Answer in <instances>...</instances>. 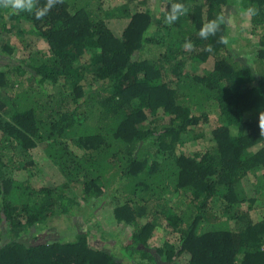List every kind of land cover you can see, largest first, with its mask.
Listing matches in <instances>:
<instances>
[{
    "label": "trees",
    "instance_id": "trees-1",
    "mask_svg": "<svg viewBox=\"0 0 264 264\" xmlns=\"http://www.w3.org/2000/svg\"><path fill=\"white\" fill-rule=\"evenodd\" d=\"M135 1L125 0L128 22L119 33L103 0H63L43 20L0 8V54L29 52L0 69V264H264V214L252 221L255 200L236 189L256 170L263 180L255 186H264V34L251 64L231 39L217 42L221 33L198 36L233 0H178L189 13L172 25L129 11ZM171 2L177 0H168L161 16ZM243 5L259 9L250 23L262 26L264 0ZM18 21L34 37L24 41ZM221 32L229 33L227 24ZM37 40L44 50H31ZM149 46L157 49L151 56ZM208 61L195 71V63ZM87 75L95 86L83 82ZM49 84L61 90L50 93ZM214 102L224 122L209 128L207 150L177 153L187 140L205 139L207 123L194 110ZM37 149L59 167L62 183L36 189L16 176L33 165ZM73 185L89 207L111 199L120 231L130 229L125 244L105 249L89 230L22 241L48 217L82 211ZM148 209L153 220L142 222ZM158 219L179 235L177 246L151 244Z\"/></svg>",
    "mask_w": 264,
    "mask_h": 264
},
{
    "label": "rangeland",
    "instance_id": "rangeland-1",
    "mask_svg": "<svg viewBox=\"0 0 264 264\" xmlns=\"http://www.w3.org/2000/svg\"><path fill=\"white\" fill-rule=\"evenodd\" d=\"M167 1L168 0H136L134 3L129 4L128 10L134 11L143 9L152 14L153 22H156L159 18L165 22V17L161 16V10L165 9L164 4H166ZM125 4V0H103L104 10L110 13L108 23L117 33H119L128 22V18L125 17L127 15L125 12L126 9H124ZM222 11L227 17V28L228 32L231 34V46L234 48L233 50L239 52L240 57L245 61L253 64L256 57L255 49L258 44L257 40L264 34V24L256 28L252 27L250 16L240 8L224 6ZM16 27H22L27 30L21 37L24 41H28L34 37L31 28L25 25L23 21H18ZM18 44H21V41ZM35 45L36 47L32 48V51H35L34 49L36 48L38 50H44L46 48V45L41 40H37ZM18 51L19 52L14 53V57L12 55L10 58H8L9 54H6L5 51L0 54V69L4 70V65L9 64L14 66L18 64L20 60H23L29 54L27 50ZM154 51H157L156 47L149 46L148 52L145 53L151 56ZM195 65L197 67L195 71L198 72L202 67L209 66L210 61L205 64L195 63ZM90 81L93 83L88 75L85 80H83L85 84H89ZM46 90L50 93H55L61 90V87L59 85L49 84L46 86ZM194 114L199 115L202 120L205 118L203 121L207 123L205 128V139L187 140L185 143L177 146V153H184L186 155L202 154L209 146V143L206 142L210 138L209 128L216 127L224 122L218 114V108L215 102L204 108L195 109ZM255 150L256 147H253L249 149V152L253 153ZM261 173L262 171L256 170L252 175H248L236 183V189L241 197H252L255 200L252 204V208L248 211V215L252 221L261 219L264 214V186H255L257 181L263 180V178H261ZM16 176L20 180L29 182L36 189L43 186H54L64 181L59 167L52 163L40 149H37L34 153L33 165L21 169L16 173ZM73 189L75 194L77 193V198L80 203H82V206H85V209L83 208L77 215L56 214L48 217L42 228L32 230L28 234L21 236L20 238L22 241L24 243H33L36 240L52 241L59 238H67L74 232L89 230L90 233L97 237L96 243L100 244L105 249H113V244L117 242L125 244L129 237L130 229L120 231V225L116 223L112 215L111 199L104 198L103 200H96L93 202V205L89 207L90 205L84 204V200L79 196L81 194V188L79 186L74 187L73 185ZM151 204L152 202L149 203V208ZM90 211H93L94 215L86 219ZM139 217L142 222L153 220L149 209ZM231 225L234 226L233 222H231ZM178 241L179 235L170 231L163 221L158 219L155 226V236L151 239V244L162 246L165 242H168L169 244L177 246ZM113 250H117L116 247H114Z\"/></svg>",
    "mask_w": 264,
    "mask_h": 264
},
{
    "label": "clouds",
    "instance_id": "clouds-1",
    "mask_svg": "<svg viewBox=\"0 0 264 264\" xmlns=\"http://www.w3.org/2000/svg\"><path fill=\"white\" fill-rule=\"evenodd\" d=\"M63 0H44L43 4L40 0H0V8L7 9L13 14L17 13H28L32 14L35 19L43 20L50 11L57 5L62 4ZM233 7L242 8L243 0H233ZM244 11L249 16H255L258 14L259 9L253 5H248L244 8ZM189 13V8L181 2H171L170 8H167V14L164 18L165 23L168 25L174 24L179 20L181 16H186ZM227 17L224 14H218L212 19L204 22L198 30V36L207 40L209 37H217L218 33H221L218 37L217 42L228 45L230 43L231 34L227 32H221L222 26L227 24ZM154 30V25L149 26L142 33V37L147 39ZM185 50L191 51L195 46L191 40H185L183 46ZM207 52L213 51V46L209 44L206 49ZM261 120H264V116H261ZM260 130L264 131V123L259 125Z\"/></svg>",
    "mask_w": 264,
    "mask_h": 264
}]
</instances>
